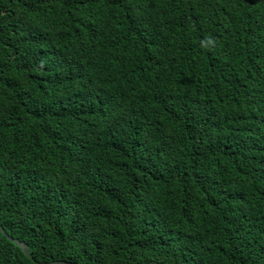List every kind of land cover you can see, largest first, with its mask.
<instances>
[{"label":"trees","instance_id":"obj_1","mask_svg":"<svg viewBox=\"0 0 264 264\" xmlns=\"http://www.w3.org/2000/svg\"><path fill=\"white\" fill-rule=\"evenodd\" d=\"M0 222V264H264L260 5L0 0Z\"/></svg>","mask_w":264,"mask_h":264},{"label":"water","instance_id":"obj_2","mask_svg":"<svg viewBox=\"0 0 264 264\" xmlns=\"http://www.w3.org/2000/svg\"><path fill=\"white\" fill-rule=\"evenodd\" d=\"M3 236H4L8 241L13 242L14 244H16V245L21 249V251L23 252V254H24L25 256H27L28 258L32 259V256H31V253H30V247H29L26 243H24V242H22V241H20V240H17V239H15V238L11 237V236H9L5 230H4V234H3ZM37 264H63V261H55V262H38Z\"/></svg>","mask_w":264,"mask_h":264},{"label":"snow or ice","instance_id":"obj_3","mask_svg":"<svg viewBox=\"0 0 264 264\" xmlns=\"http://www.w3.org/2000/svg\"><path fill=\"white\" fill-rule=\"evenodd\" d=\"M81 2H83V0H81ZM239 2V0H238ZM248 3H252V4H259L261 9L264 10V0H247ZM251 10V9H250ZM14 86V85H9ZM4 234V226H3V222H0V236H2ZM60 259L63 260V264H79V257L73 258V257H61Z\"/></svg>","mask_w":264,"mask_h":264}]
</instances>
